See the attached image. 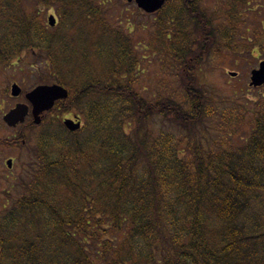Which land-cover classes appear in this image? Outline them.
Listing matches in <instances>:
<instances>
[{
    "label": "trees",
    "instance_id": "obj_1",
    "mask_svg": "<svg viewBox=\"0 0 264 264\" xmlns=\"http://www.w3.org/2000/svg\"><path fill=\"white\" fill-rule=\"evenodd\" d=\"M123 5L0 0L1 69L33 59L71 91L52 112L85 124L0 139L29 157L0 203V264H264V95L207 81L264 58V0H167L142 49Z\"/></svg>",
    "mask_w": 264,
    "mask_h": 264
},
{
    "label": "rangeland",
    "instance_id": "obj_2",
    "mask_svg": "<svg viewBox=\"0 0 264 264\" xmlns=\"http://www.w3.org/2000/svg\"><path fill=\"white\" fill-rule=\"evenodd\" d=\"M119 9L120 11L118 9L115 11L116 17L123 16V18H129V20H125L124 22L128 24L131 29H134V36L137 38L138 48L142 49V46H144L148 40V32L146 29L142 31L138 28L140 25L149 27V23L152 22L154 18L151 15L143 13L134 3H128L127 0H124V5ZM138 11H141L142 15L138 14ZM51 15H54L58 20L55 11L51 10L45 15V23L47 25H49L48 19ZM143 54L147 57L144 66L150 63V65L146 67L145 74H150L156 78L162 76L163 72L159 63L153 59L154 57H151L148 51ZM25 56V54L22 55V57L25 58L23 62L11 68L6 67L1 69L0 67V139H13L18 135L21 127H23L18 126L16 128H10L6 125L3 118L11 109H14L17 104H28L25 99V94L31 92L38 85L53 84L52 82L40 83L43 78V70L46 73V69L44 67L33 66L35 63L34 60ZM254 57L258 58V60L245 54L244 59H241L238 66L236 64L235 67L231 66L230 62L226 60L225 63H222L221 66L207 76V81L211 85L220 87L223 91L222 96L225 98H232L231 96H235L242 97V100H256L261 95H264V87H250L251 71L257 69L259 64L264 61V58L259 57L258 53H254ZM50 80L53 81V79ZM14 84H17L22 90L19 97L12 96V86ZM142 87H146V89L150 90L153 88V84L147 80L142 83ZM64 115L65 113L51 112L44 120L48 119L49 122V120L52 119L55 123L60 122L63 125ZM29 119L32 120L31 116ZM42 130V128L38 129L40 132ZM9 160L13 162L11 169L7 165ZM28 160L27 149H22L20 146H0V203L5 200L4 194L8 191V187L12 185L11 183L16 181L18 177L23 174V163Z\"/></svg>",
    "mask_w": 264,
    "mask_h": 264
},
{
    "label": "water",
    "instance_id": "obj_3",
    "mask_svg": "<svg viewBox=\"0 0 264 264\" xmlns=\"http://www.w3.org/2000/svg\"><path fill=\"white\" fill-rule=\"evenodd\" d=\"M129 3L135 2L139 9L147 14H155L160 11L166 3V0H127ZM50 25L56 26V19L52 16L49 18ZM264 85V61L260 63L258 69L251 72V87L258 88ZM22 93L21 88L14 84L12 86V96L19 97ZM69 97V92L63 86L39 85L34 90L26 94V100L32 106V115L35 125L42 123V117L46 112L51 111L56 102L66 100ZM30 114V108L26 104H17L16 107L10 110L3 118L4 122L11 128H16L20 124L26 122ZM65 126L71 132L81 129V123L74 121H65ZM25 143V142H23ZM13 162H8V167L12 168Z\"/></svg>",
    "mask_w": 264,
    "mask_h": 264
},
{
    "label": "flooded vegetation",
    "instance_id": "obj_4",
    "mask_svg": "<svg viewBox=\"0 0 264 264\" xmlns=\"http://www.w3.org/2000/svg\"><path fill=\"white\" fill-rule=\"evenodd\" d=\"M66 120H72V121H74L75 123L81 122V123H82V127L85 126L82 117L79 116V115H77V114H74V113H72V112L65 113L63 123H64ZM65 129H66V128H65ZM66 130H67V129H66ZM67 132H69V130H67Z\"/></svg>",
    "mask_w": 264,
    "mask_h": 264
},
{
    "label": "bare ground",
    "instance_id": "obj_5",
    "mask_svg": "<svg viewBox=\"0 0 264 264\" xmlns=\"http://www.w3.org/2000/svg\"><path fill=\"white\" fill-rule=\"evenodd\" d=\"M78 132H80V130L75 131V133H78Z\"/></svg>",
    "mask_w": 264,
    "mask_h": 264
}]
</instances>
